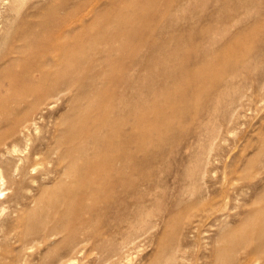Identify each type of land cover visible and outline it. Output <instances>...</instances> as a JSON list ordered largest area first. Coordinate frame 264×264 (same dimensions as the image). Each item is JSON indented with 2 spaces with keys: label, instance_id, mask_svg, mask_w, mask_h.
Instances as JSON below:
<instances>
[{
  "label": "rangeland",
  "instance_id": "1",
  "mask_svg": "<svg viewBox=\"0 0 264 264\" xmlns=\"http://www.w3.org/2000/svg\"><path fill=\"white\" fill-rule=\"evenodd\" d=\"M170 1L177 19L192 11L186 16L189 19L163 20ZM202 1L207 2L206 8L197 10V0H163L161 9L150 12L157 19L136 22L141 34L148 37L146 46L156 45L162 52L151 63L157 70L168 71L167 86L174 93L160 84L165 76L156 70L148 72L156 77L151 90L158 93L147 98L150 119L143 124L148 134L143 151L138 144L133 148L139 156L146 154V161L135 170L131 212L120 217L108 214L104 222L99 220L92 231L100 235L77 249L66 244L64 233L48 235L55 225L54 212L40 234L32 235L28 216L40 212L45 204L42 191L52 189L59 175L41 155L31 161L33 165L43 162L35 172L1 186L0 264H217L221 250L225 253L219 264H264L256 248L259 225L252 227L249 221L264 218V78L240 76L237 82L242 83L236 85V92L232 88V94H220L222 87L217 90L213 83L222 63L197 62L194 57L201 46L199 34L207 29L212 13V0ZM262 3L240 27L229 31L226 43L234 49L232 59L264 66ZM159 100L172 102L158 111L155 102ZM84 104L82 122L89 101ZM67 107L60 103L50 121L41 122L40 137L34 136L32 147L39 145L43 151L55 147L51 136L58 134L53 132L55 123ZM233 234L239 242L227 248V239ZM246 236L251 240L246 241ZM96 242L105 247L98 248Z\"/></svg>",
  "mask_w": 264,
  "mask_h": 264
},
{
  "label": "bare ground",
  "instance_id": "2",
  "mask_svg": "<svg viewBox=\"0 0 264 264\" xmlns=\"http://www.w3.org/2000/svg\"><path fill=\"white\" fill-rule=\"evenodd\" d=\"M120 2L125 6L118 7ZM162 2L0 0V192L7 181L17 182L19 175L35 172L36 166L43 162L33 165L31 161L41 155L59 173L54 187L42 191L45 204L40 212L28 216L32 235L40 234L54 212L55 225L48 235L64 233L66 244L77 249L85 240L100 235L92 231L99 220L104 222L108 214L120 217L131 212L135 170L143 168L146 161V154L139 156L133 148L138 144L139 151H143L148 135L143 124L150 119L147 98L158 93L151 90L156 77L148 76V72L156 70L165 76L160 84L174 93L167 86L168 71L157 70L151 63V58L161 56L162 52L156 45L146 46L148 37L136 27L140 19H157V14L153 16L150 12L161 9ZM262 2H211L212 13L210 18L207 16L210 23L199 34L201 46L194 57L197 62L222 63L213 83L217 90L222 87L220 94H232V88L236 92V85L242 83L237 82L240 76L264 78L262 64L232 59L234 49L226 43L229 31L250 18ZM206 4L197 0L195 8H206ZM168 5L163 20H188L186 16L192 14L183 12L177 19L174 2ZM183 38L178 39V44ZM134 40L138 43L134 44ZM179 79L182 77H178V82ZM87 100L88 114L82 122L81 110ZM171 102L159 100L155 106L162 111ZM60 103L69 107L55 123L53 132L58 134L51 136L55 147L49 146L46 151L39 145L32 147L34 136L40 137L41 122H49ZM249 221L252 227L259 225L256 248L264 263V218L256 223L253 219ZM237 237L233 234L227 239V248L237 245L240 239ZM245 240L251 239L246 236ZM95 245L105 247L101 242ZM219 252L220 262L225 251Z\"/></svg>",
  "mask_w": 264,
  "mask_h": 264
}]
</instances>
